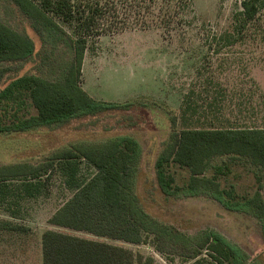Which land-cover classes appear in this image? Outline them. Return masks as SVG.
<instances>
[{"label":"rangeland","instance_id":"obj_1","mask_svg":"<svg viewBox=\"0 0 264 264\" xmlns=\"http://www.w3.org/2000/svg\"><path fill=\"white\" fill-rule=\"evenodd\" d=\"M240 2L194 0L183 32L167 34L157 27L128 29L103 34L90 42L82 67V87L98 100H132L130 108L76 118L56 127L0 133V164L28 162L39 166L52 160L55 164L41 179V193L22 203L19 217L8 216L0 207V217L24 226L19 232H0V264H42L41 238L48 229L123 246L152 258V264H195V260L173 253L166 243H160L164 250L160 251L152 235L144 243L132 244L50 224L49 219L72 195L69 183L74 179L84 182L96 172L81 159L76 160L77 171L71 177L58 170L59 162L54 157L63 150H77L121 136L132 137L141 146L133 193L151 216L193 242L216 232L247 255L245 264H264V231L259 218L250 212L229 210L208 193L166 195L159 188L155 168L170 135L186 124L192 128L210 122L214 126L264 128V45L249 39L218 51L215 46L210 49L211 39H207L232 29ZM0 19L29 34L36 46L31 58L3 65L7 69L0 84L3 88L16 77L38 73L42 45L11 1L0 0ZM187 96L204 107L197 115L189 113L191 119L184 124ZM36 113L27 98L22 107L17 103L0 106L2 124ZM218 166L224 169L220 175ZM167 172L179 187L189 182L187 168L170 164ZM207 175H218L221 186L234 187L240 199L257 191L264 198V172L247 161L220 156ZM209 252L207 248L202 250L200 257L208 261L201 264L214 262Z\"/></svg>","mask_w":264,"mask_h":264},{"label":"trees","instance_id":"obj_2","mask_svg":"<svg viewBox=\"0 0 264 264\" xmlns=\"http://www.w3.org/2000/svg\"><path fill=\"white\" fill-rule=\"evenodd\" d=\"M29 21L38 35L42 49L38 73L24 74L0 86V106L30 99L37 113L2 124L0 133L22 132L38 127H56L76 118L95 116L115 109H128L132 100L110 102L93 98L81 85L82 67L90 42L103 34L128 29L157 27L167 34L183 32L194 0H9ZM233 15V27L207 39L210 49L220 51L251 39L264 45V0H241ZM35 42L0 19V84L7 72L5 63L25 61L36 53ZM211 98V97H210ZM212 99L215 100L214 97ZM208 103L207 108L212 106ZM204 106L199 101L184 100L182 119L197 115ZM175 130L156 160L160 190L166 194L199 195L208 193L229 210L250 212L263 223L264 198L260 191L240 199L234 187L223 188L217 167L216 177L207 172L220 156L247 161L264 172V128L236 126H187ZM142 149L129 136L112 138L105 143L90 144L77 150H63L54 159L58 170L74 177L78 164L85 159L96 172L86 181L72 180V195L49 219L50 224L112 240L132 244L154 237L160 251L169 245L175 254L195 264L208 249L211 264H245L247 255L216 232L206 233L198 242L183 236L175 228L151 216L133 193L137 162ZM170 164L187 168L189 182L175 185L167 172ZM54 162L31 166L28 162L0 164V207L8 216L19 217L22 203L38 196L41 180ZM24 226L0 217V232H19ZM42 264H152L123 246L48 229L42 234Z\"/></svg>","mask_w":264,"mask_h":264}]
</instances>
